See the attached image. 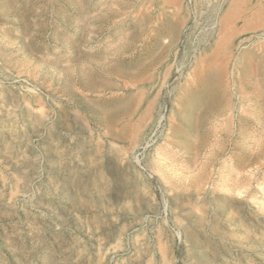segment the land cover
Returning a JSON list of instances; mask_svg holds the SVG:
<instances>
[{
  "label": "rangeland",
  "instance_id": "obj_1",
  "mask_svg": "<svg viewBox=\"0 0 264 264\" xmlns=\"http://www.w3.org/2000/svg\"><path fill=\"white\" fill-rule=\"evenodd\" d=\"M237 1L0 0V264H264V28Z\"/></svg>",
  "mask_w": 264,
  "mask_h": 264
},
{
  "label": "crops",
  "instance_id": "obj_2",
  "mask_svg": "<svg viewBox=\"0 0 264 264\" xmlns=\"http://www.w3.org/2000/svg\"><path fill=\"white\" fill-rule=\"evenodd\" d=\"M236 18L242 22L245 31L263 29L264 0H252L251 3L246 1V3L242 4L241 8L239 1H237ZM162 54L164 55V53ZM164 74L165 72L163 73V77ZM206 103H209V106L208 109L202 111L204 114V119H222V116L227 113L225 103L222 101L213 103L211 100H207ZM202 116H200V118Z\"/></svg>",
  "mask_w": 264,
  "mask_h": 264
},
{
  "label": "built area",
  "instance_id": "obj_3",
  "mask_svg": "<svg viewBox=\"0 0 264 264\" xmlns=\"http://www.w3.org/2000/svg\"><path fill=\"white\" fill-rule=\"evenodd\" d=\"M187 39H186V37H184L182 40H181V45H180V48H179V50L178 51H180L181 49L182 50H184L185 49V47H186V41ZM193 51H199V47H198V49H194ZM190 64H191V60H190V62H189ZM190 64H188V65H185V64H183V63H176V67H175V73H176V75H175V77H174V80H177L179 77H181L182 76V74H183V72L185 71V69H186V66L188 67H190ZM188 67V68H189ZM173 80V81H174Z\"/></svg>",
  "mask_w": 264,
  "mask_h": 264
},
{
  "label": "bare ground",
  "instance_id": "obj_4",
  "mask_svg": "<svg viewBox=\"0 0 264 264\" xmlns=\"http://www.w3.org/2000/svg\"><path fill=\"white\" fill-rule=\"evenodd\" d=\"M100 246V245H99Z\"/></svg>",
  "mask_w": 264,
  "mask_h": 264
}]
</instances>
